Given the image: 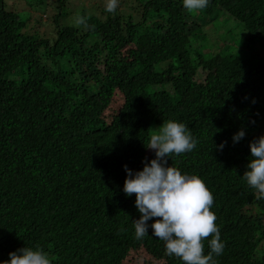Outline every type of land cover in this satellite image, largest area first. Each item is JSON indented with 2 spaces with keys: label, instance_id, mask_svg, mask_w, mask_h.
<instances>
[{
  "label": "trees",
  "instance_id": "1",
  "mask_svg": "<svg viewBox=\"0 0 264 264\" xmlns=\"http://www.w3.org/2000/svg\"><path fill=\"white\" fill-rule=\"evenodd\" d=\"M100 3L0 0V264L37 245L53 264H183L151 227L135 239L123 191L125 165L155 158L150 135L168 120L198 141L168 166L214 196V264H264V194L243 178L264 136V0Z\"/></svg>",
  "mask_w": 264,
  "mask_h": 264
},
{
  "label": "clouds",
  "instance_id": "2",
  "mask_svg": "<svg viewBox=\"0 0 264 264\" xmlns=\"http://www.w3.org/2000/svg\"><path fill=\"white\" fill-rule=\"evenodd\" d=\"M210 0H183V7L189 11L206 8ZM117 0H108L106 11L113 12ZM77 18L76 23H83ZM246 135L241 129L234 134L233 142H239ZM198 141L188 126L180 121L168 120L157 133L150 135L149 149L155 151V158L144 162L143 170L133 171L125 165L127 178L123 191L126 196L136 194V206L140 218L135 220V239L142 240L153 230L152 236L164 241L168 256H176L183 264H214L213 254L222 255L225 243L216 224V216L210 209L214 196L202 177L182 173L175 166H168L173 154L191 152ZM226 141L219 147L223 149ZM252 159L243 178L248 186L264 194V136L250 143ZM158 218L149 225L148 221ZM209 240L210 252L205 255L203 240ZM10 259L2 264H53L49 254L39 245L23 247L9 254Z\"/></svg>",
  "mask_w": 264,
  "mask_h": 264
},
{
  "label": "rangeland",
  "instance_id": "3",
  "mask_svg": "<svg viewBox=\"0 0 264 264\" xmlns=\"http://www.w3.org/2000/svg\"><path fill=\"white\" fill-rule=\"evenodd\" d=\"M82 1H84L86 3V5L89 9L94 4H100L101 5L100 0H82ZM29 13H31L30 10H29ZM40 26H44V25L41 23ZM41 29L44 31V27H41ZM123 103H124L123 94L120 91H118L116 93V95L114 96V100H113L111 106L106 110L105 116L108 119H111L112 115L115 114L116 112H118V110L122 107Z\"/></svg>",
  "mask_w": 264,
  "mask_h": 264
}]
</instances>
